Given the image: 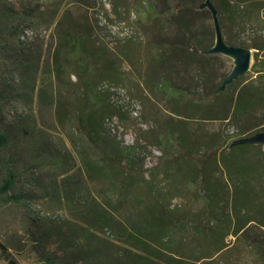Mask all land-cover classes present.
<instances>
[{"label": "trees", "instance_id": "1", "mask_svg": "<svg viewBox=\"0 0 264 264\" xmlns=\"http://www.w3.org/2000/svg\"><path fill=\"white\" fill-rule=\"evenodd\" d=\"M205 1L110 0L107 18L125 28L111 32L128 67L120 86L143 101L134 116L95 86L121 82L99 19L73 14L96 0H0V201H21V175L47 171L69 213L56 250L36 225L41 262L264 264V145H232L264 130V0H212L226 41L254 49L251 70L224 90L233 60L207 53L216 32ZM53 26L46 57L27 30L39 42ZM113 116L136 126L134 143L110 132ZM151 146L161 154L149 166Z\"/></svg>", "mask_w": 264, "mask_h": 264}, {"label": "rangeland", "instance_id": "2", "mask_svg": "<svg viewBox=\"0 0 264 264\" xmlns=\"http://www.w3.org/2000/svg\"><path fill=\"white\" fill-rule=\"evenodd\" d=\"M13 1L17 5H21L24 2V0ZM109 2L110 0H96L95 7L75 5L73 8V14L76 18H79L84 22L95 20V18L99 19L98 21L100 22V28L98 34L103 41L109 42L110 50L106 56L117 61L116 73L121 81L117 85L120 86L121 84L122 86V71L127 70L128 67L122 62V58L119 59L116 56L115 51L113 50L116 44H122V40L117 41L118 43L115 41L111 43L112 39H114V36L111 35V32L122 35V31L125 28L123 27L124 25H122V23H118V25L115 26L112 25L110 20L107 18V14L110 12ZM110 15L111 17L114 16L112 14ZM53 29L54 31H52ZM27 31L29 35L28 42L32 45L35 43L33 47L37 46L39 43L42 44L44 46L46 57H48L50 54L51 43L55 38H57L55 26H53L48 31H45L44 29L37 31L40 40H42H39V42L35 40L34 35L36 34L33 33L31 29H28ZM232 67L233 62L231 65V61H228V73ZM71 79L76 81V75L73 74ZM99 83H102L101 79L96 80L95 86L98 85V88L100 86ZM108 91L110 92L111 102L117 106H121V97L112 96L111 90ZM132 91L137 96L135 98L139 100L141 97L138 95L137 90L133 89ZM140 100V103L138 101L132 100V104L136 103L140 106L139 111L141 106H143V101ZM152 112L153 109L147 108L145 111V116L149 118ZM209 126L212 129H217L225 125L220 122H214ZM128 129L130 132L122 129V134L129 133L131 138L132 136L135 138L136 126L129 127ZM114 135L118 136V134ZM148 152L149 156L147 163L149 166H151L156 162L157 156L161 154V152L152 146L149 148ZM47 175V171H40L39 173L34 174L33 172H29L21 175L20 180L15 187L16 192L22 193L24 195L21 201H0V264H45L44 262L40 261L38 254L33 248L34 240L32 238V232L37 230L35 229L36 225L41 227L49 234V243L51 248L56 250V248L62 247L61 245L63 244V241L59 234V229L65 228L68 225L69 213L67 208L61 204L57 198L51 196V186L47 179ZM37 220L38 222H36ZM70 261L71 259H67V262ZM241 264L261 263L257 261L254 256L248 255L246 258L242 257Z\"/></svg>", "mask_w": 264, "mask_h": 264}, {"label": "water", "instance_id": "3", "mask_svg": "<svg viewBox=\"0 0 264 264\" xmlns=\"http://www.w3.org/2000/svg\"><path fill=\"white\" fill-rule=\"evenodd\" d=\"M203 6L208 7L212 12L213 22L216 32V39L214 45L207 51L209 54H223L232 58L233 67L224 78L220 90H224L229 84L246 75L250 70L253 63L254 49L237 44H231L226 41L220 25L218 10L214 6L212 0H206ZM262 144L264 145V130L258 131L252 135L237 138L232 142L236 144Z\"/></svg>", "mask_w": 264, "mask_h": 264}, {"label": "built area", "instance_id": "4", "mask_svg": "<svg viewBox=\"0 0 264 264\" xmlns=\"http://www.w3.org/2000/svg\"><path fill=\"white\" fill-rule=\"evenodd\" d=\"M99 89L111 90L112 96L121 97V107H123L124 109L129 108L130 112L134 116H138L140 114V111H136V109L133 108L132 100L125 88L121 86H115L108 82H102L100 83ZM106 123H111L112 125L115 126L116 129H125L127 131V129L119 122L117 116L106 118Z\"/></svg>", "mask_w": 264, "mask_h": 264}, {"label": "bare ground", "instance_id": "5", "mask_svg": "<svg viewBox=\"0 0 264 264\" xmlns=\"http://www.w3.org/2000/svg\"><path fill=\"white\" fill-rule=\"evenodd\" d=\"M139 105L138 104H135V108L136 111H139ZM110 131L112 134H118V137L119 139L125 143V144H132L134 143V137L132 136L131 138V135L129 133H124L122 134L123 130L122 129H116L114 125H112L111 123H107Z\"/></svg>", "mask_w": 264, "mask_h": 264}]
</instances>
